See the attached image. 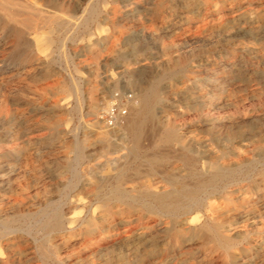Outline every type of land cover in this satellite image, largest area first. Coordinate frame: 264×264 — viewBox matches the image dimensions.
Returning a JSON list of instances; mask_svg holds the SVG:
<instances>
[{
	"label": "rangeland",
	"instance_id": "374dc122",
	"mask_svg": "<svg viewBox=\"0 0 264 264\" xmlns=\"http://www.w3.org/2000/svg\"><path fill=\"white\" fill-rule=\"evenodd\" d=\"M29 1L68 3L77 24L29 39V61L0 39V220L13 228L0 264H264V0ZM144 91L152 115L128 156L125 134L102 139L98 127ZM168 124L177 139L164 143ZM124 155L118 179L112 159ZM212 161L232 176L200 190L173 231L141 197L115 195L194 185ZM217 221L234 227L229 246L207 229L179 239Z\"/></svg>",
	"mask_w": 264,
	"mask_h": 264
},
{
	"label": "bare ground",
	"instance_id": "6f19581e",
	"mask_svg": "<svg viewBox=\"0 0 264 264\" xmlns=\"http://www.w3.org/2000/svg\"><path fill=\"white\" fill-rule=\"evenodd\" d=\"M52 4H53V6L47 7V5H45L46 6L45 7V6H43V4L38 6L36 3L30 2L29 0H0V39H13V47H14V49H16L18 51V56L16 59H19V61H23V60L29 61L32 59H36V56H35L36 53L31 49V48H33V46L31 44V42L29 41V39H40L41 35L43 34V31H45L48 28H50L52 32H59L64 27L65 28H71L72 26L77 24V20H75L76 15H72L70 13V11H71V5L70 4L64 3V2H57V1H53ZM85 20H86V17H85ZM90 20H91V18H90ZM81 24H82V22H81ZM33 41L35 42V40H33ZM94 52H95V50L93 51V53ZM9 63H10L9 65H13V64H17L18 62L11 61ZM26 67H28V66H26ZM130 76L131 75L128 74L127 79H129ZM3 81H5V80H3ZM135 95L136 96H135V99L133 101H131V102L129 101V103L127 105L125 104V106L127 107V114L122 116L124 119V124H123L124 126L122 129L118 128V126H109L107 124H104V126L98 127L99 128L98 132H99L102 139H107L108 137L115 135V133L117 131H120L123 134H125L126 138H124L122 145H124V147L127 149L129 148V153H128L129 155L128 156L132 155L133 152L138 149L139 141H140V138L142 136L140 133V124H137V121L141 120L142 117H144V116H151L152 115L151 108L149 106V97H148L147 92L146 91L138 92ZM136 100H137V102H135ZM99 104H100V107L102 106L101 108L107 107V106H109V101L103 100ZM95 109L97 110V106ZM115 124H117V122ZM115 124H113V125H115ZM176 139H177V135H176L175 128L172 125H169V124L166 125L162 131V136H161L160 140H162L164 143H169V142H172L173 140H176ZM75 146H76V144H75ZM103 151H104V149L102 148L101 152H103ZM182 158L183 157H181V160H182ZM127 160H128V158L126 157V155L120 156V157H115L112 159L113 165L120 167L119 168L120 172H119V175L117 177L118 179H122V176H123L122 172L124 171V167H125V164L127 163ZM148 160L152 165V167L150 168V173H148V175H150L152 172H155L157 170L156 164L160 165V164L166 162L164 155H158V156H155L153 158H149ZM189 162L190 161L187 160V163H189ZM211 165L213 167V170L209 174H202V173L199 174V173L194 172V176H196L198 178V182L194 185H190L189 183H187V181H185L182 178L180 180L169 179V180H167V183H168V185H171L170 188L166 187L165 189H159V190H157L158 189L157 188L156 190L140 191L139 193L130 194V195L129 194L123 195L120 193H115V195H117V197H118L117 199H119V200L123 199L122 198L123 196L141 197L139 205L142 206L145 210L153 212V213L157 214L158 216L167 217L169 219L168 224L170 225L169 227H167V229L173 231V229L176 226L175 224L177 223V221H179V223H184V220H186V215L197 204V202H198L197 195H198V192L200 190L214 188L217 185L218 181L222 180L223 178L232 176L231 175L232 170L224 171V169L222 170V169L216 167L217 165L213 161L211 162ZM226 169H230V167H226ZM111 177H112V175H111ZM108 179L109 178H107V180L105 182H108ZM62 202H59V203H62ZM56 205H58V204H56ZM57 207L58 206H56V208ZM6 223H7V221L0 220V236H5V235L9 234L10 232H12V230H13V228L11 226L7 225ZM132 223H134V222H132ZM154 224L156 225L157 223H154ZM44 227L49 232L51 230L61 228L62 227V221H61L60 214L55 215V221L52 225H44ZM232 228H234V227H232ZM232 228H229V224L224 225V223L222 221H217L212 226H210V225L208 226V223L204 222L199 227H196L194 229L186 230V231L182 232V234H180L179 239H181L182 236L185 235V233L186 234L187 233L198 234V233L202 232L203 230L207 229V231L209 233V237L212 239V241L216 245H218V246H229L230 244H232L234 237L232 235L226 233V232L231 231ZM147 229H148V227H147ZM29 231H30V229H29ZM234 254H235V252H234Z\"/></svg>",
	"mask_w": 264,
	"mask_h": 264
},
{
	"label": "built area",
	"instance_id": "2783aa9c",
	"mask_svg": "<svg viewBox=\"0 0 264 264\" xmlns=\"http://www.w3.org/2000/svg\"><path fill=\"white\" fill-rule=\"evenodd\" d=\"M130 97L131 94L125 95V100H127ZM126 108H127L126 106L120 107L119 104L117 103L110 105V107H108V109L105 112L106 114V116L104 117L105 122L108 123L109 125H112L117 118L126 115L127 113Z\"/></svg>",
	"mask_w": 264,
	"mask_h": 264
}]
</instances>
